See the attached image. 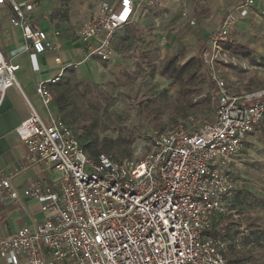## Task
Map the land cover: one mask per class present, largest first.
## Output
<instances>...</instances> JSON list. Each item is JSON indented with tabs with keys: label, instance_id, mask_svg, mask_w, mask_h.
Masks as SVG:
<instances>
[{
	"label": "built area",
	"instance_id": "built-area-1",
	"mask_svg": "<svg viewBox=\"0 0 264 264\" xmlns=\"http://www.w3.org/2000/svg\"><path fill=\"white\" fill-rule=\"evenodd\" d=\"M96 1L93 17L72 33L82 62L110 60L117 30L132 21L139 5L134 0ZM187 1L179 0L182 16ZM146 3L156 6L161 0ZM253 5L254 0H240L226 11L200 52L217 91L212 119L193 131L178 124L138 139L128 157L116 160L103 153L88 155L73 128L49 109V84L81 62H64L56 54L59 43L48 38L31 14L35 0H0L10 25L26 42L23 48L33 69L38 68L36 56L47 51L58 65L56 75L35 85L47 118L25 99L28 115L15 127L25 146L21 168H48L56 177L52 182L29 181L20 195L12 185L13 174L0 172L3 198L35 199L44 214L33 226L0 235L1 259L9 264H229L225 240L205 231L218 218L233 214L234 163L264 117V101L252 102L259 97L252 93H231L214 67L226 62L229 32L252 13ZM19 69L0 46L1 94L8 87L20 88Z\"/></svg>",
	"mask_w": 264,
	"mask_h": 264
},
{
	"label": "rangeland",
	"instance_id": "rangeland-1",
	"mask_svg": "<svg viewBox=\"0 0 264 264\" xmlns=\"http://www.w3.org/2000/svg\"><path fill=\"white\" fill-rule=\"evenodd\" d=\"M78 7L84 10L80 13ZM45 8L52 14L38 19L72 26L90 19L93 2L48 0ZM256 11L260 18L241 21L229 32V43L246 49L237 54L225 46L226 62L214 67L235 95L264 96V4L260 0ZM179 13L177 5L151 9L139 4L132 21L117 30L110 60L88 59L58 84H49V109L73 128L88 155L103 153L120 160L129 156L138 139L147 140L178 124L193 131L212 119L217 91L199 58L206 41L202 44L196 33L199 23L192 26ZM83 87L87 96L81 93ZM30 100L46 119L40 101ZM232 176L236 181L229 198L233 214L218 218L212 227L226 242L229 264H264V117L247 136Z\"/></svg>",
	"mask_w": 264,
	"mask_h": 264
},
{
	"label": "crops",
	"instance_id": "crops-1",
	"mask_svg": "<svg viewBox=\"0 0 264 264\" xmlns=\"http://www.w3.org/2000/svg\"><path fill=\"white\" fill-rule=\"evenodd\" d=\"M36 8L32 11V16L37 20L39 26L47 32L48 38L59 43V50L56 54L62 57L64 62H82V54L79 48V43L73 38V30L77 25L69 26L68 23L56 25L50 22L49 19H38V16L44 14H52V10H47L45 5L48 0H36ZM143 7L155 8L156 6H149L146 0H134ZM240 0H188L187 1V16L181 17L184 22H189L190 25L196 26V33L202 40V44L207 37L216 30L220 22L231 7L236 5ZM93 2V13L95 14L98 3ZM264 4V0H260ZM161 7L174 5L180 9L179 0H161ZM81 13L83 7H78ZM252 13L241 21L247 19L260 18L256 11V0H254ZM78 11H72L77 13ZM56 11H53V13ZM8 9L4 6L0 7V46L4 53L10 58L11 62L18 63L20 69L16 71V78L19 84L17 87H8L4 92L0 93V172L13 174L11 182L14 188L21 195L23 188L37 178L44 179L45 182H52L53 172L48 168L39 166H30L21 168L23 166V159L25 155V146L19 140L15 127L28 115L27 99L31 104L30 97L39 100L35 93V85L40 80H47L57 74L58 65L53 62V52H45L36 56L37 69H33L32 62L29 58V53L24 50L26 44L18 28L12 27L8 20ZM181 14L179 13V16ZM90 17V18H91ZM236 23V24H237ZM55 26V27H54ZM59 30L60 34L54 36L53 31ZM16 51L15 55H11ZM67 68L63 77L70 71ZM62 77V78H63ZM40 101V100H39ZM41 103V102H40ZM33 105V104H32ZM44 214L40 211L39 203L32 198L20 196V201L14 202L10 199L3 198L0 194V235H6L15 232L22 226H33L36 222L43 218ZM0 264L6 263L0 258ZM19 264H25L20 262Z\"/></svg>",
	"mask_w": 264,
	"mask_h": 264
},
{
	"label": "trees",
	"instance_id": "trees-1",
	"mask_svg": "<svg viewBox=\"0 0 264 264\" xmlns=\"http://www.w3.org/2000/svg\"><path fill=\"white\" fill-rule=\"evenodd\" d=\"M227 48H229L232 52H234V53H240L241 51H242V49H246V47L244 46V45H241V44H239V43H227L226 45H225ZM244 54H247V52H245ZM173 70L175 71V72H178L179 70H178V68H173ZM176 70H178V71H176ZM60 82V81H59ZM59 82H56V83H53V84H50V86L52 87V86H54V85H56V84H58ZM76 84V83H75ZM51 87H49V88H51ZM81 93H82V95H88V94H86V93H88V91H87V89H86V87H83V89H82V91H81ZM255 99H259V100H261V101H264V96H259V97H257V98H253L252 99V102L255 100ZM213 111H214V108H213ZM263 119V118H262ZM209 120H207L206 122H208ZM260 123V122H259ZM85 133H87L86 132V129H85ZM83 145V144H82ZM84 146V145H83ZM213 225V224H212ZM212 225L210 226V228L209 229H207L205 232L207 233V234H209V235H212V236H216V237H221L222 238V236L220 235V233L215 229V228H213L212 227Z\"/></svg>",
	"mask_w": 264,
	"mask_h": 264
}]
</instances>
